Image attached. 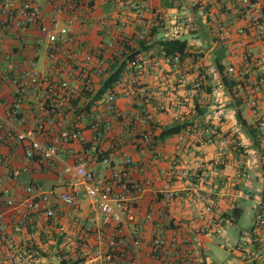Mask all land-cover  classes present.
<instances>
[{
    "label": "crops",
    "instance_id": "1",
    "mask_svg": "<svg viewBox=\"0 0 264 264\" xmlns=\"http://www.w3.org/2000/svg\"><path fill=\"white\" fill-rule=\"evenodd\" d=\"M29 1L40 7L48 21L50 3L47 0ZM116 10L110 0H95L92 14L75 28L76 43L62 51V56L73 53L80 43L93 50L105 70L104 76L93 80V92L89 96L82 95L76 104L72 102L69 106L72 110L88 108V117L82 123V139L59 145L58 160L49 169H39L24 160L25 141L10 144L0 140V210H3L0 226L5 235L16 245L18 254L25 261L33 258L38 264H69V259L86 257L80 264H126L127 261L121 258L111 263L102 259L101 255L108 250L103 237L112 226L102 225L97 206L85 197L82 187L75 186L74 177L57 169L73 165L80 155L90 160L92 146L96 145L107 153L110 167L93 161L90 166L106 180L111 167L125 166L130 181H153L152 189L134 202V222L124 228L122 240L128 246V254L131 238L137 232L143 238L139 253L143 261L148 258V242L154 237L179 240L187 236L194 252L192 264H264V259L251 262L240 256V245L247 240L253 223L249 228L239 230L231 247L226 244L229 239L222 233L205 232V228H212L218 219L221 231L226 223H236L243 212L242 204L247 201L254 202L255 215L257 202L264 195L261 165L264 141L251 112L254 100L259 115L264 116V93H253L249 88L259 79L252 58L263 48L256 39L255 28L245 20V9L240 0H143L141 12L134 14L136 17L121 31L124 38L122 53L117 47L100 51L99 45H105L117 36ZM102 21L108 22V26L100 27ZM218 27H223L227 34L217 30ZM144 30L148 33L141 40L139 36ZM171 39L187 43L186 55L179 62H166L157 47L158 41ZM136 52L134 57L148 60L140 80L145 92L133 91L125 95L114 85L112 90L118 97L115 106L122 113L127 129L121 130L114 121H107L111 129L95 140L92 125L103 124L106 119H100L92 97L100 89L112 63L125 62L123 72L129 78L135 74L127 62ZM72 62L77 68L80 60ZM9 65L11 76L20 75L32 67L55 80L64 78L65 73L61 59L58 65H53L47 58L46 45L37 26H31L20 35L0 15V69L7 70ZM229 67L234 69L231 74L228 73ZM41 100L37 90L20 92L4 81L0 86V121L5 122L12 106L18 103V118L29 122ZM143 113H150L154 119V123L144 129L155 138L163 129L172 126L184 125L185 129L169 138L153 140L147 155L141 156L137 148L141 135L132 132L129 124ZM12 126L18 130L29 128ZM207 129L216 133L224 148L223 154H218L216 145L205 142L204 131ZM181 136L183 140L179 139ZM36 138L49 141L48 135L36 134ZM126 158L131 160L129 165H124ZM240 161L250 169L248 179L235 178L234 169ZM214 163L218 172L212 176L210 187L203 188L201 194H208L217 210L205 213L204 203L194 195L196 190L192 179L181 178L179 172L188 170L195 174ZM15 172L19 174L14 175ZM32 184L43 185L55 193L69 191L75 186L81 208L72 210L53 205L61 230L42 214L30 212L24 206L20 207L23 216L5 208L8 199L16 204L25 196L26 187ZM165 186L177 194L169 207L163 205L160 194ZM233 211L239 213L237 218ZM148 213L152 215L150 221L145 220ZM200 215L203 219H199ZM22 221L23 224H19ZM17 225L22 227L19 233L14 231ZM84 225L89 227L88 230ZM65 234L70 237L68 246L65 245ZM220 238L224 240L220 242ZM3 251L0 247V253Z\"/></svg>",
    "mask_w": 264,
    "mask_h": 264
},
{
    "label": "built area",
    "instance_id": "2",
    "mask_svg": "<svg viewBox=\"0 0 264 264\" xmlns=\"http://www.w3.org/2000/svg\"><path fill=\"white\" fill-rule=\"evenodd\" d=\"M51 7L49 10L48 21L44 17L40 7L29 0H1L0 15L5 17L6 21L13 25L20 35H24L31 26H37L42 40L45 42L47 58L58 65L61 59V66L64 67V78L60 80L52 79L35 67L27 71H22L20 75L11 76L9 65L7 70L0 69V86L7 81L18 91L35 89L40 93L41 102L36 106L32 119L20 120L18 118L19 104L12 106L9 117L5 122L0 121V140L5 143L26 142L23 150V158L28 163H34L39 169H49L55 166L58 160L59 145H69L82 139V123L88 117V111L82 108L70 109L71 103L80 97L84 92L92 93V83L95 78H101L105 74L103 62L90 48L77 43V48L73 53H66L62 56V51L70 45L76 43L74 31L78 24L89 17L93 12L95 0H47ZM116 5V27L117 36L105 45H99L100 51H110L117 47L122 53L124 38L121 31L129 25L143 9V0H110ZM245 9V20L255 28L256 39L259 41L263 50L260 54L252 58V65L259 79L249 85L253 93H264V4L262 0H240ZM240 14L239 10L235 11ZM108 26V22L102 21L100 27ZM217 30L227 34L223 27ZM147 30L142 31L139 38H146ZM166 62H179L178 55L165 57ZM80 60L77 68H74V60ZM72 62V65H71ZM129 66L135 70V74L129 78L125 72H122L119 81L115 84L122 89L125 95L131 92L144 93L145 90L141 84L143 69L148 65L146 57H133L129 59ZM9 69V70H8ZM232 67L228 68V73H233ZM245 73V72H243ZM75 77V78H74ZM72 78L74 80L72 81ZM199 86V85H197ZM215 96V93H214ZM117 93L109 90L100 99L96 100L95 106L100 113V119H106L105 123H95L91 129L94 133V139L98 140L103 133L108 132L111 126L107 121H114L121 130H126L122 113L116 108ZM162 109V108H161ZM251 112L256 120L257 129L260 138L264 141V116H260L255 105L251 102ZM154 123L150 113H143L135 121L129 124L132 132L141 135L137 144L139 154L146 156L153 143V135L146 129ZM11 124V128L9 125ZM15 126H28L24 130H18ZM132 127V128H131ZM146 128V129H144ZM142 129V130H141ZM142 132V133H141ZM205 142L217 146L218 154H223L222 143L216 137V133L209 129L204 131ZM36 134L48 135L49 141H40ZM183 140V137H179ZM92 155L90 160L84 155L76 158L73 165H64L57 168L64 175H72L75 180V186L83 188L85 197L92 200L98 208L103 226H112V230L103 237L108 250L101 255L105 262L111 263L116 258L127 261L126 264H192L194 261L193 249L190 239L187 236L166 239L165 237H154L148 242V258L143 261L140 258V249L143 245L141 233H135L131 238V249L128 254L126 243L122 240L124 228L128 223L134 222L136 214L133 208L137 197L143 196L150 191L153 186L151 179H144L140 182H132L129 179L126 167H111L109 178L106 180L100 174L96 173L90 166V163L99 162L104 166L110 167V160L106 152L92 146ZM131 160L126 158L124 165H129ZM261 165L264 172V147L261 155ZM217 164H209L203 167L199 172L193 174L188 170L179 172L183 179H192L193 187L196 190L194 195L204 203L205 213H213L217 210L211 197L202 195L203 188H209L212 176L217 174ZM19 173L15 172L14 175ZM264 174V173H263ZM236 179H248L250 169L243 161L238 162L234 169ZM264 184V179H263ZM72 186L69 191L55 193L53 190L46 189L43 185L32 184L26 187L25 196L18 199L17 203L8 199L5 202V208L12 209L17 215L23 216L20 210L21 206L26 207L30 212L42 214L51 224L61 230L57 212L52 208L59 204L72 210L81 208V199L78 197V190ZM192 193V192H191ZM162 203L169 207L177 196L176 192L169 186H165L160 192ZM3 210H0V222ZM152 215H145V220L150 221ZM199 219H203L200 215ZM23 224V221L19 224ZM21 224V225H22ZM88 230V226L84 225ZM22 227H14L15 232H21ZM206 233L221 234L220 219L213 224L212 228H205ZM65 245L70 243L69 235L65 234ZM83 244L80 246L82 247ZM264 195L257 202V209L254 215L253 225L245 240L239 248L240 256L245 261H262L264 259ZM0 247L5 251L0 253V264H38L31 258L25 261L18 254L16 245L5 235V230L0 226Z\"/></svg>",
    "mask_w": 264,
    "mask_h": 264
},
{
    "label": "trees",
    "instance_id": "3",
    "mask_svg": "<svg viewBox=\"0 0 264 264\" xmlns=\"http://www.w3.org/2000/svg\"><path fill=\"white\" fill-rule=\"evenodd\" d=\"M142 44V43H141ZM157 47L159 51L165 56V57H173L175 55H178L180 59H183L187 52V43L186 41L179 40V39H171V40H161L157 42ZM136 53H133L129 59H132ZM125 62L117 63L114 62L110 66V70L108 71V74L106 77L103 78V82L101 84L100 89L97 91V93L92 97V101H96L100 99L108 90H111L113 86L119 81L121 74L125 68ZM91 93L84 92L83 95H88ZM74 104L77 103V100L73 101ZM88 110V108H86ZM184 125H177L172 126L170 128L163 129L162 132L158 137H153V140L158 139H166L173 135H176L180 133L182 130H184ZM238 212L233 211V215L235 218L239 216ZM86 257H82L78 260H71L69 259V264H80L85 261ZM67 264V263H62Z\"/></svg>",
    "mask_w": 264,
    "mask_h": 264
},
{
    "label": "rangeland",
    "instance_id": "4",
    "mask_svg": "<svg viewBox=\"0 0 264 264\" xmlns=\"http://www.w3.org/2000/svg\"><path fill=\"white\" fill-rule=\"evenodd\" d=\"M255 204L254 202L247 201L242 204V214L240 216V219L236 223H226L221 231L222 236L229 239V241L226 242L228 246L231 247L233 244L234 239L237 236V233L239 230L247 229L251 226L253 223V215L255 210ZM224 239L220 238L219 241L222 242Z\"/></svg>",
    "mask_w": 264,
    "mask_h": 264
}]
</instances>
